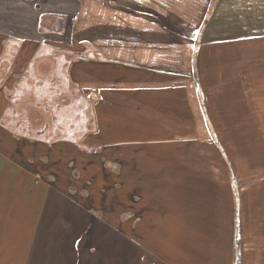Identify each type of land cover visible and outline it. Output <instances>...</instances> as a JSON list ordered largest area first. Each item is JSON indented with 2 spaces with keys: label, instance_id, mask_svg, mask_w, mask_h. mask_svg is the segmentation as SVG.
Returning <instances> with one entry per match:
<instances>
[{
  "label": "crops",
  "instance_id": "0c3cea01",
  "mask_svg": "<svg viewBox=\"0 0 264 264\" xmlns=\"http://www.w3.org/2000/svg\"><path fill=\"white\" fill-rule=\"evenodd\" d=\"M207 1L0 0V137L8 138L0 144V166L8 163L0 170V264H264L256 205L258 191L264 201L263 178L253 173L243 178L226 172L195 175L187 172L200 168L192 161L177 162L183 171L166 176L154 170L166 169L162 164L150 166L154 163L140 157L159 149L155 129L160 121L177 119L170 103L176 100L174 85L169 104L152 93L156 83L163 88L161 78L182 85L181 92L195 89L192 105L198 119L209 114H204L203 102L211 110L214 101L200 95L194 83V63L204 56L196 51L198 43L216 44V115L240 120L239 112L241 120L264 124V32L250 28V13L248 19L238 15L246 24L235 29L237 18L225 16V10L236 5L222 0L198 40L208 17ZM129 8L136 13L124 11ZM179 8L205 9L202 24L187 15L190 26L186 33L181 26L183 34L175 33L171 23L161 24L165 16L158 10L168 16ZM242 10L238 5L236 11ZM146 25L154 26L158 38L172 33L183 41L190 36L191 53L152 38ZM174 55H186L184 62L189 57L191 72L181 60L177 65ZM178 71L185 75H176ZM128 79L136 82L131 97L123 85ZM80 104H91L95 125L77 138ZM155 106H161L163 117L154 113ZM235 106L240 109L228 116ZM141 117L157 127L146 128L138 122ZM67 151L99 152L110 160L108 154H123L119 174L97 163L91 166L96 172L90 175L88 169L80 180L95 186L88 188V198L99 193L115 201L109 211L116 220L100 218L95 209L68 196L69 171L53 157ZM12 152L22 164L8 154ZM215 165L226 168L224 161ZM127 169H135V175ZM78 182L72 179V185ZM6 183L12 189L3 188ZM128 194L135 195L132 204L116 201Z\"/></svg>",
  "mask_w": 264,
  "mask_h": 264
},
{
  "label": "rangeland",
  "instance_id": "374dc122",
  "mask_svg": "<svg viewBox=\"0 0 264 264\" xmlns=\"http://www.w3.org/2000/svg\"><path fill=\"white\" fill-rule=\"evenodd\" d=\"M222 0H208L207 4L210 2L209 9L207 10V16L202 24V14H204L205 9H192V8H179L175 10L176 13L173 14L171 12V15L167 16V12L164 10H158L159 16H165V19L160 21L161 24H167L171 23L175 26L177 30L174 32L177 34L182 33L180 31L181 26L184 27V33H186V29L190 26V22L186 24L185 18L188 16L192 17L195 21V24L197 26L201 25V28L198 29L199 31V39L201 40L204 36V33L206 32V26L209 24L210 20L216 17V11L217 7L220 4ZM229 1L228 5H233L235 7L227 9V12L225 10V16L229 14V16L233 15L238 20V15L242 18L248 19V14L250 13L251 18V29H256V31L264 32V0H224ZM231 1H234L235 3H231ZM241 5L244 7V10L242 14L238 13L237 6ZM235 10V11H232ZM128 13H132L133 11L136 13L135 10L129 8L124 10ZM152 11V10H147ZM237 12V13H235ZM236 15H235V14ZM255 15V18L253 16ZM228 16V15H227ZM228 19H230L228 17ZM231 21V20H230ZM237 22V21H236ZM242 20H238V24L234 25L235 29L242 26H244L246 23L242 22ZM210 26V25H209ZM152 25H146V31H152L154 36H151L154 39H159L160 41L166 40L167 43L170 44V49L172 45L176 46V49H179L180 46H183V49L186 50V52H190V36L189 38L186 36L183 41H179L175 38V36L170 33L168 35H159V38L157 37V33L153 31ZM191 28H194L191 23ZM183 34V33H182ZM227 34V32H226ZM194 41L196 39H193ZM161 44V42H160ZM159 44V45H160ZM194 44V42H193ZM180 50V49H179ZM202 50L203 57L202 62L198 63L197 61L194 63L196 65V71H197V79L194 81V83H197V87L200 89V95L203 92V95H206L210 100L213 99L214 104L211 107V110L209 109L208 104H205L203 102V112L205 115L203 120L198 119V114L195 111L192 102L193 99L196 97V90L193 89L192 92H189L188 90L185 91L182 90V92L178 89L175 84V81L170 79H164L161 78V84L163 88H159L157 86V83L153 86V81L148 82L151 84L152 87V93L157 96L159 94V97L163 99L165 103L169 104V99L167 98L171 92V89L169 87H172L174 85V93H175V99L171 100L170 103L173 104L171 112L173 108L175 111V117L177 119L174 120H168L163 121L161 120L159 123L160 129H155V132L158 136L161 137L159 143V149L152 150V153H145L144 155H140L144 157L145 162H153V165L156 164H162L163 167H166V169H154L158 172H164L166 176L174 175L178 173L180 170L178 165H176L177 162H193L195 167H200L198 169H191L187 170V172H192L193 174L200 173V175H207L210 177L214 176H221L222 174L229 173L231 177H235V175L240 176L241 178L245 177V175H252L257 176V179H264V124L262 120H255L251 122H247L243 119V116L241 113H237L236 117H239L240 120H232L228 121L223 120L219 117L222 115H216L217 114V107L215 104L216 101V92L212 95L213 91V85H215L216 82V44L214 43H198L196 51ZM195 51V52H196ZM173 55V54H172ZM181 57H186V55H174L172 60H175L176 64L179 65V60L184 62ZM197 58V52L195 53V59ZM199 59V58H197ZM185 63V68H188V71L191 72V68L189 67L192 62H190L189 57H187ZM170 71V70H165ZM173 71V70H172ZM164 71H161V75H167L166 73H163ZM192 74V73H191ZM176 75H185L183 72H176ZM100 77H103L100 75ZM187 77V76H186ZM125 78V74H123V81ZM137 81V80H136ZM146 80L141 81L142 83H147ZM137 84H141V82L137 81ZM123 85L126 86V97H131L132 90L136 91V89H133L136 86L135 81H127V83L123 82ZM202 89V90H201ZM128 90V91H127ZM172 95V94H171ZM176 101V102H174ZM1 108V106H0ZM209 109V110H208ZM238 110L240 107H230V112L228 116L232 115V110ZM154 113L159 114L161 117H163V113L161 112V106H155ZM152 107H151V113ZM214 113H212V112ZM75 112H78L79 119L75 122L76 128L79 130V134L77 135V138H82L83 135L87 134L89 131H92L94 129L95 121L94 116L91 108V104H80ZM170 115V114H169ZM227 116V117H228ZM235 117V118H236ZM152 119L143 118L141 117L138 122H142L146 125V128H153L157 127V122L154 124L150 122ZM22 123H25L24 121ZM34 124V121L32 122ZM258 128L255 130V128ZM206 128H208V133L206 132ZM66 129V128H65ZM64 131H68L70 129H67ZM8 138L6 137H0V144L3 143ZM165 138H169L170 140H165ZM2 149V147H1ZM15 151V149H14ZM186 151V152H185ZM10 156L13 157V160L17 159L16 154L14 152L8 153ZM123 154L120 153H113L108 154V157H112L113 160H110L104 156L102 153H90V152H58L57 154L53 155L55 159L59 163H61L65 169L69 171V179L70 184L68 188V196L74 198L81 206H83L86 209H95V213L100 216V218H103L105 220H109V218H112L113 220H116V216L114 212H110V205L112 203H115V201H112L111 199H105L101 197V195L95 194L93 196L89 195L88 188L91 186L89 183L80 182L81 177H85L88 173L92 175L94 172H96L95 168H91L94 164L101 163L105 170H110L113 173L119 174L122 171L121 162L118 161V159ZM127 155V154H126ZM29 157H32L31 155H28ZM43 157L46 159V156L43 155ZM30 160V159H29ZM139 160H142L140 158ZM17 161V160H16ZM156 163H155V162ZM216 161H224L225 162V170L224 168L219 165V168H216L217 165L213 166V162ZM21 163L20 161H17ZM137 161H133L130 163H136ZM201 163H204V168L202 169ZM209 163L210 165H208ZM14 164V163H11ZM22 164V163H21ZM5 165V166H4ZM24 165H27V163H24ZM8 166V163L6 161H2V165L0 166V170H3ZM15 167V166H13ZM43 168V166H42ZM128 174L135 175V169H127L126 170ZM98 177L102 176V170L97 171ZM235 174V175H234ZM7 178H13L8 175ZM72 179H79V182L75 185H72ZM12 180V179H11ZM85 181V179H83ZM89 182V181H86ZM167 185V184H165ZM72 186V187H71ZM146 186V185H145ZM5 189H12V185L10 184H4L2 186ZM95 187V186H91ZM118 187V185H117ZM98 191L104 190L102 186L100 188H97ZM131 196L135 197L134 194H128V195H120L116 201L118 203H129L132 204L130 201ZM153 197V195H148L146 198ZM259 199V200H258ZM256 205L258 206V219L260 221V227L262 229V232L264 231V201L260 197V193L258 191V198H257ZM135 204V203H134ZM134 206V205H133ZM14 210V208L12 209ZM106 211V212H105ZM104 213V215L102 213ZM80 226L83 225V222L79 223Z\"/></svg>",
  "mask_w": 264,
  "mask_h": 264
}]
</instances>
